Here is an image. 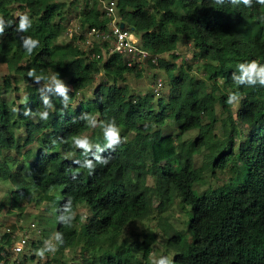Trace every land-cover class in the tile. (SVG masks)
Segmentation results:
<instances>
[{
    "label": "trees",
    "instance_id": "trees-1",
    "mask_svg": "<svg viewBox=\"0 0 264 264\" xmlns=\"http://www.w3.org/2000/svg\"><path fill=\"white\" fill-rule=\"evenodd\" d=\"M115 1L126 27L134 28L143 48L157 57L156 65H147L165 72L164 97L157 95L162 87L139 94L120 86L127 75L140 79L143 67H129L116 55L102 62L74 40L58 42L69 17L77 18L82 28L105 27L98 0H73L66 8L63 0H0V17L18 23L28 14L33 26L20 35L40 42L28 54L15 24L0 34V182L12 188L10 205L18 218L28 205L45 208L55 222L47 230L55 238L60 233L64 241L56 239V254L74 251L82 258L77 264H96L98 259L101 264H152V234L130 240L123 230L154 212L173 264H264V87L237 86L233 80L237 64L264 63V5L246 7L240 0ZM72 8L73 15L67 16ZM180 43L191 45L193 62H202L196 69L203 79L174 54ZM93 51L101 55L99 48ZM30 71L47 79L36 82ZM52 76L69 89L66 104ZM20 83L25 85L22 98ZM10 91L17 93L12 103L3 97ZM233 92L241 97L234 117L233 104L226 102ZM42 97L49 99L50 108ZM217 107L226 115L222 139L214 131L220 120ZM41 111L48 112L47 120L40 119ZM89 115L98 121L114 118L121 143L98 153L95 146L87 153L76 148L73 138L83 135L104 147L102 128L90 127L85 119ZM192 131L197 137L179 148L183 135ZM129 133L133 137L125 141ZM202 149L207 153L196 167L194 158ZM93 154L108 162L94 161L95 167L87 168L85 161ZM226 169L231 174L244 170L238 186L225 183L195 194L205 171L213 176ZM176 198L192 213L183 232L163 216ZM80 206L88 212L85 221ZM62 216L70 220L65 223ZM14 228L0 230L4 264L27 259L23 255L18 261L8 250ZM77 243L82 244L76 252ZM104 246L106 251L100 252Z\"/></svg>",
    "mask_w": 264,
    "mask_h": 264
},
{
    "label": "rangeland",
    "instance_id": "rangeland-1",
    "mask_svg": "<svg viewBox=\"0 0 264 264\" xmlns=\"http://www.w3.org/2000/svg\"><path fill=\"white\" fill-rule=\"evenodd\" d=\"M73 0H63L65 3V8L70 6V2ZM76 3H74L72 6L74 7ZM75 9L72 8L71 11H67V16L73 15V11ZM73 18V17H71ZM70 18V19H71ZM136 36L139 38V35L136 34ZM68 40L64 35H62L59 39V43L63 44L64 42H67ZM191 45L188 43H180L174 52L176 56L180 58L181 61L188 62L192 64V75L196 76L199 79H203L202 74L200 71H197V67L201 68L202 62L195 61L193 62L192 59V49ZM170 56H165L166 60L169 59ZM178 60L177 62H180ZM145 70H143V76L140 79L135 78L133 75H127L125 82L120 83V86L127 85L129 87V90L131 93H147L148 91H152L155 88L156 80L162 81V89L160 93L157 95H160V97H164L167 94V78L165 75V72L158 68H151L148 65L141 66ZM154 75V76H153ZM156 78L155 81L153 78ZM100 78L97 79V82L95 86L98 84ZM2 83V72L0 71V85ZM19 96L22 98L25 94L24 87L25 85L23 83L19 84ZM92 88H89V95L92 92ZM87 93V94H88ZM14 92L10 91L3 94V97L9 102L12 103L15 96ZM84 96H86L84 94ZM17 101V99H16ZM237 103H233L231 112L233 117L235 116V113L237 111ZM216 115L218 119H220L214 128L215 134L217 135V139H222L224 136L226 137L224 130L221 125V119L225 118L226 115L222 114V111L219 107L216 108ZM174 126L171 127V132H175ZM239 131L241 130V127H238ZM242 131V130H241ZM21 132L18 133L20 135ZM122 134V132H121ZM124 140L128 141L130 138L133 137V134L129 133V135L124 134ZM244 135V134H243ZM240 135V136H243ZM237 137V142L241 137ZM82 137H87L86 135H83ZM197 137V132H187L183 135L182 140L177 143L178 147L181 148L184 145L188 144L190 141L194 140ZM207 153V150L202 149V152L200 155L195 156L194 162L195 166L198 167L201 165V160L203 158V155ZM230 163V162H229ZM230 165V164H229ZM242 172L244 170L239 169L234 174H231L229 170L224 171H218L213 176L210 174L209 171H205L203 173V178L198 181L195 185L194 192L197 196H201L203 192H205L208 188H216L218 186H221L225 183H231L232 186H238L242 180ZM231 179V180H230ZM148 181L150 182L151 179L149 178ZM12 190L11 186L7 182H0V205L3 207V210L0 213V230L1 232L5 230H9L10 225H15L14 231L12 232L13 240L17 237L26 236L27 237V246L25 247L23 253L20 255H16L13 258L19 259L18 261H22V256L25 255L27 257L26 262L24 264H77L82 261V258H80V254L72 252L71 250H67L64 252L63 256H59L55 252H47L45 251V254L41 256L39 254L40 249H45V241H50V243L56 247L57 250V240L55 238V233L52 230H47V228L50 229V224H55V222L51 223L50 216L51 214H48L44 211L45 208L42 206H35L33 204L28 205L26 207L25 213L21 218H18L16 211L13 209V207L10 205V193L9 191ZM78 212L82 215H84L83 220L85 221L86 217L88 216V212L83 206L78 207ZM163 216L168 218V222L173 225V227L178 231H184L185 223H188L190 219L192 218V213L190 211V208L187 206H183L180 204V199L176 198L174 204L165 212H163ZM156 214L151 216L150 219L145 221H135L132 223H129L123 230V237H126L130 240L133 239L134 235H141L145 233H150L153 236L152 239V253L150 255V261L152 264H156V261L161 256H167L169 260H172L173 254L167 253V249L165 248L166 238L158 228L156 222ZM50 220V221H49ZM11 236V237H12ZM82 243H77L75 245L76 252L78 251L80 245ZM106 246L102 247L100 252H105ZM95 256H97L95 254ZM93 256L91 255V258ZM98 259V258H97ZM96 264H101V260L98 259Z\"/></svg>",
    "mask_w": 264,
    "mask_h": 264
},
{
    "label": "clouds",
    "instance_id": "clouds-1",
    "mask_svg": "<svg viewBox=\"0 0 264 264\" xmlns=\"http://www.w3.org/2000/svg\"><path fill=\"white\" fill-rule=\"evenodd\" d=\"M221 2V0H218ZM240 2L246 7H253L255 4L264 5V0H240ZM264 20V17H261ZM122 21V20H121ZM13 24L16 25L15 32L17 35L20 36V40L22 41L23 49L28 53L31 54L38 46L39 40L34 39L31 36L25 37L24 35H20L23 33L28 32L33 26V20L30 18L28 14H23L19 17L18 23L14 20H5L4 18L0 17V34L5 32L6 27H11ZM128 29V28H126ZM139 35L138 33H136ZM140 36V35H139ZM104 62L103 60H101ZM148 63V62H147ZM146 63V65H147ZM145 65V64H144ZM156 65V64H155ZM137 67H141L142 65H133ZM132 67V66H129ZM236 72L238 74H233V80L237 86H244V87H264V63H259L255 60L250 62H241L236 65ZM30 77H34L36 82H40L41 80L47 79L42 75L36 74L34 71H30L28 73ZM102 75V73H101ZM50 80L55 84L56 92L63 97L65 104L68 102V88L65 87L64 83L61 79L57 78L56 76H52ZM158 80H156L155 87L158 85ZM160 81V80H159ZM161 87H162V81ZM240 94L239 92H233L228 95L227 103L233 104L238 103L240 101ZM44 106L46 108H50L51 104L47 97H42ZM25 115H29L28 112H25ZM40 119L47 120L48 119V112L41 111L38 113ZM90 127H97L98 125L102 128L103 131V138H104V147H101V144L97 143L95 145L89 140L88 137L77 136L73 138V143L76 148L83 149L85 153L89 152L93 146H95L97 153L104 151V148H113V146L119 145L121 143V132L120 127L117 124L116 120L110 119L107 121H98L97 118L93 115H89L85 117ZM94 161H97L102 164H106L107 160H102L99 155L93 154V159H88L85 161V166L89 169L95 167ZM62 221L67 223L70 220V217L62 216L60 218ZM56 239L63 244V237L60 233L56 234ZM47 252H55L56 247L53 246L50 241H45V249H40L39 254L43 256ZM20 255V254H19ZM156 264H173V261H170L167 256H161L157 261Z\"/></svg>",
    "mask_w": 264,
    "mask_h": 264
},
{
    "label": "built area",
    "instance_id": "built-area-1",
    "mask_svg": "<svg viewBox=\"0 0 264 264\" xmlns=\"http://www.w3.org/2000/svg\"><path fill=\"white\" fill-rule=\"evenodd\" d=\"M100 3L99 11L100 18L106 19L105 27H88L82 28L77 18L69 17L63 22V35L68 41L74 42L85 51L92 53L91 57L100 58L104 62L112 55H116L126 61L128 66L142 65L147 62L156 64L157 57H154L143 48L142 40L129 29H120L121 17L116 8L115 0H98ZM71 18V19H70ZM101 50V55L95 48ZM157 87H161V82L158 80ZM11 246L8 248L13 256L23 253L27 245V237L19 236L13 240L11 238ZM0 264H4L0 261Z\"/></svg>",
    "mask_w": 264,
    "mask_h": 264
},
{
    "label": "water",
    "instance_id": "water-1",
    "mask_svg": "<svg viewBox=\"0 0 264 264\" xmlns=\"http://www.w3.org/2000/svg\"><path fill=\"white\" fill-rule=\"evenodd\" d=\"M120 29H122V30H125L127 27H126V25H125V23L123 22V21H121L120 22ZM131 32H133L134 34H136V31L134 30V28H130L129 29Z\"/></svg>",
    "mask_w": 264,
    "mask_h": 264
}]
</instances>
